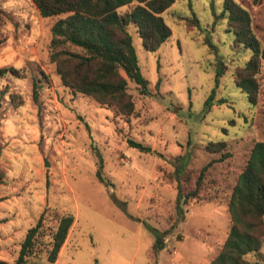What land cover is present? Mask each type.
Segmentation results:
<instances>
[{
    "label": "rangeland",
    "instance_id": "1",
    "mask_svg": "<svg viewBox=\"0 0 264 264\" xmlns=\"http://www.w3.org/2000/svg\"><path fill=\"white\" fill-rule=\"evenodd\" d=\"M234 1L264 48V0ZM221 2L174 0L160 14L170 35L154 51L126 27L149 93L127 80L133 111L121 115L61 85L48 54L50 25L63 15L41 17L31 0H0V67L18 69L0 77V260L12 264L42 210L24 264H48L54 212L73 222L52 264H206L217 254L230 224L232 185L252 144L264 141V63L249 104L233 82L249 51L232 43L224 19L212 24L211 6L218 12ZM206 34L215 52L202 42ZM209 141L224 146L210 152ZM98 156L106 185L95 176ZM209 160L196 195L176 201L177 189L193 190ZM152 228L164 234L156 251ZM261 240L244 255L249 262L263 261Z\"/></svg>",
    "mask_w": 264,
    "mask_h": 264
},
{
    "label": "trees",
    "instance_id": "2",
    "mask_svg": "<svg viewBox=\"0 0 264 264\" xmlns=\"http://www.w3.org/2000/svg\"><path fill=\"white\" fill-rule=\"evenodd\" d=\"M41 17L63 15L50 25L49 61L54 65L62 86L71 92L91 97L96 103L112 107L121 115L133 111V103L127 92V80L137 85L141 94H148L147 80L137 65L135 50L127 26L131 24L142 47L147 51L156 50L170 35V29L161 17L174 0H31ZM129 5L124 12L120 7ZM212 24L224 19L227 30L232 34V43L249 51L244 63L235 68L234 85L242 92L249 104H254L258 91L256 74L261 62L264 63V48L250 27L248 12L234 0H222L221 8L215 12L211 6ZM191 21L198 25L195 16ZM202 42L209 51L216 46L208 34ZM220 70L217 72L219 74ZM10 73L17 75L12 66L0 67V77ZM31 98L38 99V84L32 81ZM212 93L205 99L209 105ZM128 146L139 151L156 153L140 142L128 139ZM224 146L223 141H209L205 148L217 152ZM157 154V153H156ZM98 155V154H97ZM159 155V154H158ZM182 156L172 159L174 164ZM212 160L204 164L195 179L193 190L182 195L177 189L176 201L193 197L197 193L204 170ZM100 158L95 176L106 185L100 175ZM179 172H177V171ZM175 173L180 175L181 168ZM226 210L229 228L217 254L206 264H264L249 262L244 255L258 250L264 235V141H255L241 171L238 173L229 193ZM53 211V210H51ZM55 215V225L50 236V247L46 254L48 264L55 261L69 227L73 222L71 214ZM44 210L35 223L29 227L20 242L17 256L12 264H24L34 246L43 223ZM155 235L151 246L153 251L163 245V232L151 229ZM0 264H8L0 260Z\"/></svg>",
    "mask_w": 264,
    "mask_h": 264
}]
</instances>
